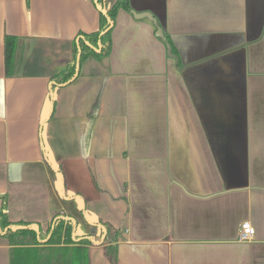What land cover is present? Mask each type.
I'll return each instance as SVG.
<instances>
[{"label": "crops", "instance_id": "obj_1", "mask_svg": "<svg viewBox=\"0 0 264 264\" xmlns=\"http://www.w3.org/2000/svg\"><path fill=\"white\" fill-rule=\"evenodd\" d=\"M115 1L0 0V207L74 220L75 241L106 223L117 264H264V0H130L110 54L52 88ZM101 243L89 264H109Z\"/></svg>", "mask_w": 264, "mask_h": 264}, {"label": "trees", "instance_id": "obj_2", "mask_svg": "<svg viewBox=\"0 0 264 264\" xmlns=\"http://www.w3.org/2000/svg\"><path fill=\"white\" fill-rule=\"evenodd\" d=\"M99 1V0H98ZM130 0H116L110 7L101 8L99 29L95 33L78 35L73 42L72 60L51 77L52 88L63 87L72 82L82 61L88 57L102 59L111 51V32L119 10L130 11ZM18 39L6 36L4 39L5 70L12 76V63ZM0 207V233L10 245L9 264H89L90 245L101 242L104 245V257L109 264H117L116 243L121 237L119 230L98 222L99 234L76 240L73 237L74 220L65 221L56 215L48 229L31 223H12L7 218V198L2 197Z\"/></svg>", "mask_w": 264, "mask_h": 264}, {"label": "built area", "instance_id": "obj_3", "mask_svg": "<svg viewBox=\"0 0 264 264\" xmlns=\"http://www.w3.org/2000/svg\"><path fill=\"white\" fill-rule=\"evenodd\" d=\"M253 236L254 228L251 226V224L248 222L242 223L239 231V240L243 242H248L253 239Z\"/></svg>", "mask_w": 264, "mask_h": 264}, {"label": "water", "instance_id": "obj_4", "mask_svg": "<svg viewBox=\"0 0 264 264\" xmlns=\"http://www.w3.org/2000/svg\"><path fill=\"white\" fill-rule=\"evenodd\" d=\"M132 15H133V17L135 18V19H149V20H151L153 23H155V20L149 15V14H147V13H142V14H137V13H134V12H132L131 13ZM157 32H158V36L159 37H162V32H161V30L159 29V28H157ZM168 47V49H169V46H167Z\"/></svg>", "mask_w": 264, "mask_h": 264}]
</instances>
